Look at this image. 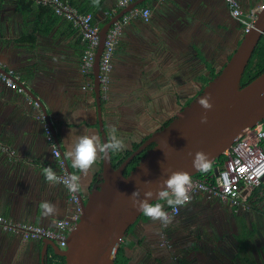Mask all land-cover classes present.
Returning a JSON list of instances; mask_svg holds the SVG:
<instances>
[{"label":"crops","instance_id":"obj_1","mask_svg":"<svg viewBox=\"0 0 264 264\" xmlns=\"http://www.w3.org/2000/svg\"><path fill=\"white\" fill-rule=\"evenodd\" d=\"M65 1L91 13L100 28L124 9L149 8L151 15L123 26L109 92L106 97L101 92L98 113L90 78L80 71L86 44L79 28L49 5L0 0V71L28 89L21 85L23 92H16L0 79V215L43 227L54 224L42 216V201L58 206L56 220L70 218L75 205L62 183L51 186L42 175L44 168L57 172L58 167L40 112L68 175L69 168L81 176L85 198L98 181L103 155L87 175L79 173L67 156L72 139L94 132L102 143L101 121L108 140L115 135L122 141L121 152L142 143L199 93L210 70L221 69L243 35L224 0H130L123 7L120 0ZM239 2L245 13L255 14L264 4ZM30 99L42 103L48 118ZM263 208L262 195L243 210L201 192L166 226L138 219L119 246L126 264H264ZM45 244L43 239L23 241L0 225V264H43L45 254L49 264L58 249Z\"/></svg>","mask_w":264,"mask_h":264},{"label":"water","instance_id":"obj_2","mask_svg":"<svg viewBox=\"0 0 264 264\" xmlns=\"http://www.w3.org/2000/svg\"><path fill=\"white\" fill-rule=\"evenodd\" d=\"M127 10L110 18L100 28L92 70L98 113L101 112L99 61L104 40L111 24ZM263 34L264 4L257 9L251 28L243 33L218 73L167 124L153 131L117 166L113 165L111 153L107 159L102 156L98 181L85 198L80 191L77 193L81 212L67 235L65 247H60L53 239H43L45 246L56 247V254L65 258V264H114L122 239L142 214L132 206L129 196L133 191L137 188L141 193L155 190L158 181L173 171L187 172L190 177L196 175L200 172L192 167L196 152L206 153L212 164L234 140L261 123L264 120V69L244 85L241 78ZM208 94H211L213 108L207 112V123L202 124L204 110L198 100ZM43 111L48 118L44 108ZM102 124L99 121L102 143H106L109 140ZM150 144L153 145L148 147ZM144 149L138 163L126 173L131 160ZM213 169L216 173V167ZM68 172L71 175L69 168ZM153 201L157 200L150 203ZM46 262L45 254L43 264Z\"/></svg>","mask_w":264,"mask_h":264},{"label":"built area","instance_id":"obj_3","mask_svg":"<svg viewBox=\"0 0 264 264\" xmlns=\"http://www.w3.org/2000/svg\"><path fill=\"white\" fill-rule=\"evenodd\" d=\"M38 3L49 5L54 12L62 15L71 21L80 30L82 40L86 47L80 58V71L82 74L91 75L89 88H93L92 70L94 59L99 45L100 26L93 20V16L89 12H79L74 6L65 0H34ZM130 0H120V7L125 6ZM229 8L230 15L237 19L242 26L243 33L248 31L255 19V13H245L240 5L239 0H224ZM116 8L110 12L112 17ZM151 11L149 8H134L124 13L120 18L114 21L109 27L103 44V49L99 61V81L100 91L106 97L110 88V74L113 68V55L116 45L119 41L123 26L132 18L141 17L145 21L149 19ZM10 74V73H8ZM8 74L0 71V79L5 85L16 91L23 92L24 88L17 79L12 78ZM35 107H39L37 100L30 99ZM38 117L43 120L45 137L51 145V153L55 159L58 171L57 176L63 178L68 176L65 160L61 156L58 146L54 143L52 128L45 119L42 112ZM220 159L214 160L217 172L212 168L211 172L204 173L201 177H191L192 186L189 191L191 199L192 195L198 193H206L209 196L218 198L224 202L238 206L243 210H249L262 193L258 192L253 195V190L263 184L264 178V125L256 124L247 130L241 137L234 140L230 146L221 154ZM69 199L75 205V213L70 218L58 219L53 227H43L28 222H15L0 215V225L3 229L20 234L23 241L53 239L64 248L66 238L77 222L81 206L77 193L68 192ZM190 201V200H189ZM162 203L164 210L168 212L171 218L179 214L182 206H177L174 210L161 201H153L151 203ZM188 203V202H187ZM165 226V225H164Z\"/></svg>","mask_w":264,"mask_h":264},{"label":"clouds","instance_id":"obj_4","mask_svg":"<svg viewBox=\"0 0 264 264\" xmlns=\"http://www.w3.org/2000/svg\"><path fill=\"white\" fill-rule=\"evenodd\" d=\"M55 60L56 58L53 57ZM200 107L204 110L201 115V123H207V112L213 108L211 94L201 97L198 100ZM123 143L115 135H112L108 142L101 143L98 134L89 133L86 135L76 136L68 144L67 156L71 159L72 167L79 173L87 175L89 170L96 163L99 155H103L105 159L110 153L119 152L123 148ZM193 156V153H189ZM192 167L202 173L207 172L211 168V162L208 155L203 151H198L194 154ZM147 173V169H145ZM42 175L46 182L51 186L62 183L70 193H78L82 190L81 176L71 174L63 178L57 176L56 172L51 167H46L42 170ZM192 186V180L187 172L173 171L167 175V178L159 180L155 190L148 189L141 193L137 188L131 194L130 199L132 206L144 216L152 221H159L163 225L171 222V217L164 210L162 203H150L151 200L165 201L166 204L174 210L177 206H182L189 202V191ZM42 210V216L49 218L52 224L56 223V218L59 215V208L56 204L49 201H42L39 205Z\"/></svg>","mask_w":264,"mask_h":264},{"label":"trees","instance_id":"obj_5","mask_svg":"<svg viewBox=\"0 0 264 264\" xmlns=\"http://www.w3.org/2000/svg\"><path fill=\"white\" fill-rule=\"evenodd\" d=\"M243 31V30H242ZM264 69V34L261 36L258 44L256 45L252 56L247 64V66L245 67L244 73L242 75L241 78V85L246 84L247 82H249L250 80H252L253 78H255L259 73H261V71ZM218 73V71L215 70H210V74L208 75V77L205 79V83H207L208 80H210L212 77H214L216 74ZM89 78L91 80V75H89ZM171 119H168L167 121L164 122V125L167 124ZM263 125H264V120L262 121ZM141 142L139 143H135L132 145V149H128L125 151H120L117 156L115 158H112L113 161V165L117 166L119 165L123 159L125 157H127L134 149H136ZM144 152L138 154L137 156H135L129 166L126 169V173L128 171H130L139 161L140 157L143 155ZM221 157H219L218 159H220ZM215 167V164H211V168L207 171V172H211L212 168ZM205 173V172H204ZM204 173L202 172H198L196 175H194V177H201ZM258 192H262V196L264 198V184H262L260 187L255 188L253 190V195L257 194ZM164 202L166 204L165 201H161ZM264 215V208L262 209L261 212ZM140 218H147L146 216H144L143 214L140 215ZM132 226V225H131ZM264 251V248H263ZM127 259L124 256L123 253V248L122 247H118L117 251H116V255H115V260H114V264H126ZM49 264H65V258L63 256L60 255H53V257L51 259H49Z\"/></svg>","mask_w":264,"mask_h":264},{"label":"flooded vegetation","instance_id":"obj_6","mask_svg":"<svg viewBox=\"0 0 264 264\" xmlns=\"http://www.w3.org/2000/svg\"><path fill=\"white\" fill-rule=\"evenodd\" d=\"M205 84H206V83H205ZM200 90H201V89H200ZM199 92H200V91H199ZM193 97H194V96L190 97V99H188L187 102H189ZM186 104H187V103H186ZM175 114H176V113H174V115H175ZM174 115H173V116H174ZM173 116H172V117H173ZM172 117H171V118H172ZM171 118H170V119H171ZM163 125H164V122L161 123L160 127L163 126ZM160 127H159V128H160ZM152 145H153V144H150L148 147H150V146H152ZM142 152H145V149H144ZM142 152H141V153H142ZM130 227H131V226H130ZM263 229H264V226H263ZM128 230H129V229H128Z\"/></svg>","mask_w":264,"mask_h":264},{"label":"rangeland","instance_id":"obj_7","mask_svg":"<svg viewBox=\"0 0 264 264\" xmlns=\"http://www.w3.org/2000/svg\"><path fill=\"white\" fill-rule=\"evenodd\" d=\"M214 167V166H213Z\"/></svg>","mask_w":264,"mask_h":264}]
</instances>
